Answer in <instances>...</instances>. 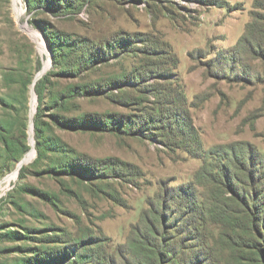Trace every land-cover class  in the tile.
Returning <instances> with one entry per match:
<instances>
[{
    "label": "rangeland",
    "instance_id": "374dc122",
    "mask_svg": "<svg viewBox=\"0 0 264 264\" xmlns=\"http://www.w3.org/2000/svg\"><path fill=\"white\" fill-rule=\"evenodd\" d=\"M6 179L0 264H264V0H0Z\"/></svg>",
    "mask_w": 264,
    "mask_h": 264
},
{
    "label": "trees",
    "instance_id": "16d2710c",
    "mask_svg": "<svg viewBox=\"0 0 264 264\" xmlns=\"http://www.w3.org/2000/svg\"><path fill=\"white\" fill-rule=\"evenodd\" d=\"M38 80V79H37ZM45 78L41 77L36 83H35V91L38 95V104H37V111L34 114V138H35V147L37 150V156L36 160L39 158H42L44 155H46L47 151H55V147H59L56 140L48 141L44 139V136L41 132L40 128V113H41V103L43 100V82ZM25 85V84H24ZM4 147L5 149L9 150L11 147V144L5 140L4 141ZM28 150V146L26 144H22L21 148L16 152L15 156L21 157L26 151ZM62 166V164L60 165ZM21 168V167H20ZM19 168V169H20ZM24 169H20V174L23 173ZM150 233V232H149ZM150 236L153 237V235L150 233ZM261 249L260 246H254L252 247V250L256 251L260 257H264V250L261 249V252L259 250ZM160 253V252H159ZM147 263V262H146ZM156 262H149L147 264H155ZM35 264V263H34ZM37 264H43L42 262H37Z\"/></svg>",
    "mask_w": 264,
    "mask_h": 264
},
{
    "label": "water",
    "instance_id": "95a60500",
    "mask_svg": "<svg viewBox=\"0 0 264 264\" xmlns=\"http://www.w3.org/2000/svg\"><path fill=\"white\" fill-rule=\"evenodd\" d=\"M32 93H33V89H32ZM30 124H31V127L33 125V122H32V115L30 116ZM33 142V136H32V130L30 129V136H29V142ZM22 160V159H21ZM20 160V162L18 163V166H17V169L19 170V168L22 166V164H24L22 161Z\"/></svg>",
    "mask_w": 264,
    "mask_h": 264
},
{
    "label": "bare ground",
    "instance_id": "6f19581e",
    "mask_svg": "<svg viewBox=\"0 0 264 264\" xmlns=\"http://www.w3.org/2000/svg\"><path fill=\"white\" fill-rule=\"evenodd\" d=\"M28 159H29V158H28ZM22 162H24V161H22ZM7 182H8V179H6V180L0 182V192H1L2 189L5 187V185L7 184Z\"/></svg>",
    "mask_w": 264,
    "mask_h": 264
}]
</instances>
